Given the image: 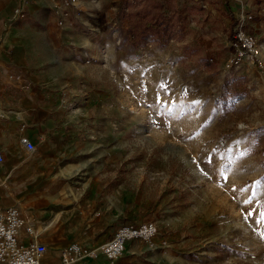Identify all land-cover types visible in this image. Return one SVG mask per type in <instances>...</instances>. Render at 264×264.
Returning a JSON list of instances; mask_svg holds the SVG:
<instances>
[{
    "label": "rangeland",
    "instance_id": "374dc122",
    "mask_svg": "<svg viewBox=\"0 0 264 264\" xmlns=\"http://www.w3.org/2000/svg\"><path fill=\"white\" fill-rule=\"evenodd\" d=\"M149 1L69 7L84 39L56 41L65 84L53 90L68 133L55 142L54 171L77 186L102 180L99 205L114 221L119 211L116 226L156 223V242L171 244L157 252L178 264H264V0H160L171 35L139 43L131 32L148 22L137 14H156ZM238 24L262 65L231 63Z\"/></svg>",
    "mask_w": 264,
    "mask_h": 264
},
{
    "label": "crops",
    "instance_id": "0c3cea01",
    "mask_svg": "<svg viewBox=\"0 0 264 264\" xmlns=\"http://www.w3.org/2000/svg\"><path fill=\"white\" fill-rule=\"evenodd\" d=\"M60 2L0 1V104L4 112L0 118V152L5 157L0 164V206H19L33 222L38 240L52 248H64L73 242L92 245L88 241L93 239L105 243L119 228V211L114 221V212L99 205L102 180L90 177L77 186L75 180H70L74 175L65 174L62 169L60 174L54 171L55 142H64L68 133L63 121L65 98L53 90L65 84L63 75L58 73L65 63H55L56 41L69 37L77 43L84 39L78 15H70L65 25L59 26L55 8ZM22 125H26L24 132L20 130ZM22 135L35 142V153L21 148ZM64 181L55 191H37L40 184ZM25 209L30 210L32 217L45 218L49 224L38 227ZM31 239L22 230V240ZM59 263L60 254L53 250L47 252L42 262ZM83 264L178 262L165 252L151 251L142 240H133L125 255L113 263L101 259Z\"/></svg>",
    "mask_w": 264,
    "mask_h": 264
},
{
    "label": "built area",
    "instance_id": "2783aa9c",
    "mask_svg": "<svg viewBox=\"0 0 264 264\" xmlns=\"http://www.w3.org/2000/svg\"><path fill=\"white\" fill-rule=\"evenodd\" d=\"M1 1V0H0ZM77 0H64L56 9L59 17V25L64 26L65 20L70 16L69 7L76 4ZM235 35V55L231 60L233 65H239L244 58L260 60V49L254 37L247 35L242 26L238 24ZM4 116L0 104V118ZM26 125L20 130L24 132ZM21 148L33 154L37 151V145L28 136L22 135L19 140ZM5 157L0 152V164ZM32 239L26 242L22 240V230ZM159 227L154 222H146L138 225H124L119 227L111 239L99 246H92L79 242H73L64 247L60 252L59 264H83L86 262L104 259L108 262H115L121 259L128 244L133 240L144 241L151 251H161L170 248L167 241L157 243ZM39 233L36 231L33 222L27 217L19 206H0V264H42L48 252L45 244L39 240Z\"/></svg>",
    "mask_w": 264,
    "mask_h": 264
},
{
    "label": "trees",
    "instance_id": "16d2710c",
    "mask_svg": "<svg viewBox=\"0 0 264 264\" xmlns=\"http://www.w3.org/2000/svg\"><path fill=\"white\" fill-rule=\"evenodd\" d=\"M152 9H156L157 12L152 13V11H148L144 14H137L141 19L148 18V22L139 27H135L132 30V39L135 41L142 43L148 39H152L154 41H158L160 39H166L171 35V31L174 28V17L168 16L163 12L164 5L160 2V0L149 1ZM176 13H181L176 10ZM180 22V21H179ZM234 25H237V22L234 20ZM183 24V23H182ZM235 41V38L234 40Z\"/></svg>",
    "mask_w": 264,
    "mask_h": 264
},
{
    "label": "snow or ice",
    "instance_id": "6c2138e0",
    "mask_svg": "<svg viewBox=\"0 0 264 264\" xmlns=\"http://www.w3.org/2000/svg\"><path fill=\"white\" fill-rule=\"evenodd\" d=\"M258 184L264 183V182H257ZM245 203H250V201H245ZM252 213H248V215H251ZM261 223H264V212L260 213V221ZM262 238H264V234H261Z\"/></svg>",
    "mask_w": 264,
    "mask_h": 264
}]
</instances>
